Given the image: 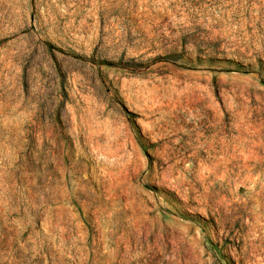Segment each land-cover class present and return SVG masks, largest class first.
I'll use <instances>...</instances> for the list:
<instances>
[{
	"label": "rangeland",
	"instance_id": "rangeland-1",
	"mask_svg": "<svg viewBox=\"0 0 264 264\" xmlns=\"http://www.w3.org/2000/svg\"><path fill=\"white\" fill-rule=\"evenodd\" d=\"M0 264H264V0H0Z\"/></svg>",
	"mask_w": 264,
	"mask_h": 264
}]
</instances>
